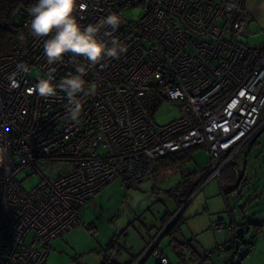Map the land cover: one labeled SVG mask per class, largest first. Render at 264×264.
<instances>
[{
	"label": "built area",
	"instance_id": "2783aa9c",
	"mask_svg": "<svg viewBox=\"0 0 264 264\" xmlns=\"http://www.w3.org/2000/svg\"><path fill=\"white\" fill-rule=\"evenodd\" d=\"M81 3L86 7L75 14L82 27L120 16L111 36L99 34L127 47L119 59L88 66L66 54L49 65L42 40L29 31L34 5L20 15L13 51L0 57V146L7 148L0 164V264H46L52 243L80 227L85 205L99 192L117 180H142L168 154L199 148L211 158L204 184L220 178L264 127V47L242 43L251 20L247 0ZM77 64L86 66V88L95 86L94 95L80 94L78 123L68 118L62 91L48 98L32 91L49 73L54 84L75 75ZM165 102L178 105L179 117L160 125L154 116ZM30 177L39 182L29 192L23 183ZM212 225L229 240L204 251L201 262L246 252L248 223ZM158 243L134 264L150 255L171 264Z\"/></svg>",
	"mask_w": 264,
	"mask_h": 264
},
{
	"label": "rangeland",
	"instance_id": "374dc122",
	"mask_svg": "<svg viewBox=\"0 0 264 264\" xmlns=\"http://www.w3.org/2000/svg\"><path fill=\"white\" fill-rule=\"evenodd\" d=\"M139 13L140 9H136L130 14L136 18ZM31 77L38 79L40 75L33 72ZM178 115V105L165 102L161 104L154 117L158 124L166 125L177 119ZM261 121L264 123V110ZM258 139L264 144V130ZM261 151H254L252 160L248 163L249 183L240 193L239 180L237 195L226 192V198L223 189L220 188L219 178L204 184L210 175L208 167L210 168L211 158L202 151H195L192 161L187 164L166 171L160 168L142 180L131 183L114 181L85 205L80 227L53 243L46 264H101L103 259L101 251L115 239L122 247V252H118L121 254L114 255L117 264L119 261L130 260L131 250L134 254H141L140 258H142L148 250L144 248L143 239L148 238L149 231L151 236L156 234V230L151 228L158 226L168 212L175 214L174 218L182 215L184 219L181 225L182 236L188 239L196 238V246L201 249L212 246L215 237L219 243L224 240L223 244H225L230 234L226 230L216 233L212 224L218 222L219 217L228 219L227 202L232 210L239 213L240 201L246 203L251 198V194L254 196L258 193L261 194V205L264 204V177H261L264 176V153ZM239 161L240 156L237 161L240 171ZM256 172L259 178L255 177ZM38 182V178L30 177L24 181V188L30 192ZM224 188L227 191V185ZM253 203L249 212L260 205ZM252 236L247 238L248 242L252 241ZM161 239L158 246L160 251L173 263L177 262L178 256L173 251L171 236L166 235ZM215 247L210 248L214 250ZM249 247L250 245H247V252L250 250ZM257 247V256L252 258L251 254L246 252L236 256L234 264H264V241H259ZM218 255L226 257L227 263L221 261V264H232L231 256L227 253L217 254L214 259H217ZM143 264H157V260L150 256Z\"/></svg>",
	"mask_w": 264,
	"mask_h": 264
},
{
	"label": "clouds",
	"instance_id": "9594fccd",
	"mask_svg": "<svg viewBox=\"0 0 264 264\" xmlns=\"http://www.w3.org/2000/svg\"><path fill=\"white\" fill-rule=\"evenodd\" d=\"M86 7L78 4V0H37V3L29 9L31 17L28 24L30 34L39 38L43 43V54L49 65L62 61L66 54L74 58L82 57L88 61V66H96L105 58L119 59L127 47L117 39H111L110 43L99 38L101 30L104 36L109 37L121 24V18L116 13H109L95 24L82 27L76 12ZM19 39L24 41V35ZM26 70L24 65H19ZM76 74L69 73L58 84L53 83V76L41 78L32 91L39 96L48 98L57 95V89L62 91L68 101L67 115L71 121L79 122L82 110L80 94L83 96L94 95L95 86L86 88L84 76L87 74L86 66L77 64ZM7 148L0 146V164H3Z\"/></svg>",
	"mask_w": 264,
	"mask_h": 264
},
{
	"label": "crops",
	"instance_id": "0c3cea01",
	"mask_svg": "<svg viewBox=\"0 0 264 264\" xmlns=\"http://www.w3.org/2000/svg\"><path fill=\"white\" fill-rule=\"evenodd\" d=\"M246 4H247V8L250 12L249 16H251V20H250V25L248 27L249 28L248 38L246 39V41H243L242 43H243V45H245L249 48L259 49V48L264 47V0H247ZM260 140L261 139H258V138H254V139L252 138L247 144H245L243 147H241V149H239L240 152L237 154V156L234 160L235 162L234 161L233 162L236 163V165H237L238 164L237 161H238V158L240 156V161H239L240 171H239V166L237 165L236 167L235 166L228 167L227 169L224 170V172L221 173L220 178H219L220 182H221L220 188L223 189V194H224L225 198L227 197L226 192L231 193L230 192L231 188H232V186H234L235 181L238 180L237 178H239V180H240V186H239L240 187V193H241L243 187L246 186L247 183H249V174H248V167L249 166H248V163H250L249 161L252 160V153L256 150H262L261 153H264V144L261 143ZM164 171H166V170H164ZM257 173L258 172L255 173V177L258 176L257 178H259V174H257ZM233 176H235V178H233ZM261 177L263 178L264 176H261ZM261 180H263V179H261ZM226 185L228 187L227 191L224 190L225 189L224 186H226ZM237 193H238V191L233 192L232 194L237 195ZM261 200H262L261 194L257 193L254 196L251 194V198L246 203L240 201V210H239L240 212L239 213L232 210L230 208L229 203L227 202L228 210L226 212L229 213L228 219L225 220L223 217H219V221H225V223H230V222H235L237 224H238V222L248 223L249 229H248L247 234H245V236H246L245 242L247 243V245H250L249 248L252 250V253H250L252 258L257 256L258 242L261 240L264 241V204L261 205V203H260ZM253 202H255V204L260 203V205L256 206V209L249 212L248 210H250V207L254 204ZM171 215L172 214H170V212L165 213L163 218L160 220L159 225L151 228V229L156 230V234L154 236H151L150 231L148 232V238L143 239L145 242V245H144L145 249L149 248V246L153 243V241H156L157 239L159 240V243H160V240H162L161 238H164L166 236L165 235L166 230L176 220V218H173L168 224L165 225L164 224L165 219L167 217H170ZM252 230L254 231V234H253ZM216 233H222V232L217 231ZM182 235H183V230H181V234L178 235L177 239L180 241H184V242H190L189 249L187 247L184 248L183 249L184 250L183 258H182L183 260L178 258L177 262H175V263H173L168 258V256H166L164 254V256H166L170 260L171 264H221V261H223V263L226 261V257L222 256V255H218V258L214 259V256L217 255V254H215L210 260H207L204 263L199 262L200 261L199 260L200 255L204 251L211 250L212 247H215L217 245L219 246L220 244H223L224 240L219 243L217 238L215 237V239H214L215 242L212 244V246H210L211 248L209 247V248L201 249L200 247L196 246V244H197L196 238L192 237L191 239H188V238H186V236H182ZM249 236H252L251 242L247 241V238ZM228 240L229 239H227L225 241L227 242ZM159 243H158V246H159ZM193 251H196L197 253L193 254L192 253ZM130 252L132 253V257L130 258V260H128L126 262H122V261L120 262L119 261L120 264H131V263L135 262L138 259V257L140 259L141 254L140 255L134 254V252H132V250ZM150 256H148V257H150ZM148 257L146 258V260L148 259ZM139 259L136 262H138ZM230 261H232V260H230ZM226 263H227V261H226Z\"/></svg>",
	"mask_w": 264,
	"mask_h": 264
},
{
	"label": "trees",
	"instance_id": "16d2710c",
	"mask_svg": "<svg viewBox=\"0 0 264 264\" xmlns=\"http://www.w3.org/2000/svg\"><path fill=\"white\" fill-rule=\"evenodd\" d=\"M36 3H37V0H0V57L7 55L13 51L12 49L14 47L15 39H16L15 32L19 25L20 15L25 8L31 5H35ZM263 130H264V127L259 131V133H257L252 138L253 139L258 138L260 133ZM195 151H201V150L199 148H192V149L185 150L182 152L168 154L165 157L155 162L154 171L159 170L160 168L162 170L174 169V168L182 166L183 164H187V162L192 161ZM236 156L233 158V161L235 160ZM233 161L231 162L232 164L231 167L233 166L236 167L237 165L236 163H234L235 161L234 162ZM208 169L210 168L208 167ZM237 179L238 180L235 181L234 186H232L231 188V191H230L231 193L238 191L237 185H239V178ZM183 205L184 203L180 205V208ZM174 216L175 214H172L170 217H167L165 219L164 224L165 225L168 224L174 218ZM183 223H184V219L182 218V215H179L176 218V220L172 223V225H170V227L165 232V235H169L171 236V239H173L172 244H171L174 249L173 251H175L178 258L181 260H183L182 259L183 252H184L183 249L186 247L189 249V245H190V242H184V241H180L177 239L178 235L181 234V229H182L181 225H183ZM245 244L247 247L246 242ZM121 250H122V247L119 244V241H116V239L112 240V242L109 245H107V247L104 248L100 253L102 254V257H103L101 264H117L116 260L114 259V255L116 253L121 254V253H118L119 251L122 252ZM246 252H247V248H246ZM192 253L196 254L197 252L193 251ZM250 253H252L251 249L248 250L246 254H250ZM234 259L235 258L231 259L232 264H234ZM136 261L131 264L136 263ZM199 262L204 263L201 261Z\"/></svg>",
	"mask_w": 264,
	"mask_h": 264
},
{
	"label": "water",
	"instance_id": "95a60500",
	"mask_svg": "<svg viewBox=\"0 0 264 264\" xmlns=\"http://www.w3.org/2000/svg\"><path fill=\"white\" fill-rule=\"evenodd\" d=\"M145 260H146V259H145ZM141 263H142V262H141ZM141 263H140V264H141Z\"/></svg>",
	"mask_w": 264,
	"mask_h": 264
}]
</instances>
